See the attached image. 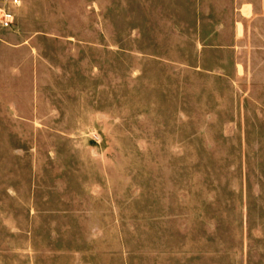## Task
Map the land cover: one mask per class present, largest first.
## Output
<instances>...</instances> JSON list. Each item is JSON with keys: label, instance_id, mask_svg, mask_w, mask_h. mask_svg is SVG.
I'll use <instances>...</instances> for the list:
<instances>
[{"label": "rangeland", "instance_id": "obj_1", "mask_svg": "<svg viewBox=\"0 0 264 264\" xmlns=\"http://www.w3.org/2000/svg\"><path fill=\"white\" fill-rule=\"evenodd\" d=\"M12 1L0 264H264V0Z\"/></svg>", "mask_w": 264, "mask_h": 264}, {"label": "built area", "instance_id": "obj_2", "mask_svg": "<svg viewBox=\"0 0 264 264\" xmlns=\"http://www.w3.org/2000/svg\"><path fill=\"white\" fill-rule=\"evenodd\" d=\"M13 5L19 6V0H13ZM0 22L4 28H11L15 24V14L9 8H3L0 10Z\"/></svg>", "mask_w": 264, "mask_h": 264}, {"label": "crops", "instance_id": "obj_3", "mask_svg": "<svg viewBox=\"0 0 264 264\" xmlns=\"http://www.w3.org/2000/svg\"><path fill=\"white\" fill-rule=\"evenodd\" d=\"M236 1V3L240 6V8H239V10H240V12H242V10H243V12H244V9L245 8H247V11L248 12H250V14H251V12H252V7L254 6V4H249L248 3V1L249 0H235ZM12 6H14V7H19V6H15V5H13V1H12ZM21 4V3H20ZM10 10H12L11 8H9ZM1 10V9H0ZM13 11V10H12ZM14 12V11H13ZM240 17H242V16H240ZM238 25H239V23H238ZM237 28V31L239 32V33H243V30H244V27H242V26H237L236 27ZM16 47L17 46H14V50H17L16 49ZM18 48V47H17Z\"/></svg>", "mask_w": 264, "mask_h": 264}]
</instances>
